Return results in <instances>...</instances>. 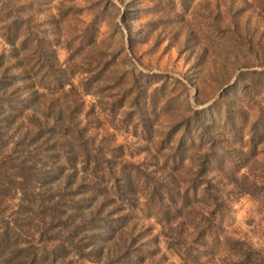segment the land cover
Here are the masks:
<instances>
[{
  "label": "rangeland",
  "instance_id": "obj_1",
  "mask_svg": "<svg viewBox=\"0 0 264 264\" xmlns=\"http://www.w3.org/2000/svg\"><path fill=\"white\" fill-rule=\"evenodd\" d=\"M5 12L25 21L20 40H37L44 37L39 32L49 30L45 38L59 44L60 62L69 65L76 78L93 76L98 87L84 97L82 124L112 159L114 154L119 160L117 146L124 145L126 157L142 176L167 166L162 141L175 120L216 102L226 89L234 122L225 143V164L235 176L212 181L223 191L221 231L206 238L197 261L176 253L180 247L160 224L155 203L144 199V205L136 207L131 198L123 206L135 210L139 228L157 237L149 239V253H155L157 264H233L240 242L264 254V0H13ZM5 33L0 21V53L7 55ZM223 41L227 47L220 45ZM29 47L20 57L28 70L38 61ZM104 65L108 70L98 74ZM246 71L256 73L244 74L238 83L239 74ZM99 78L110 81L98 83ZM108 82L116 87L109 90L107 84L113 83ZM122 94L138 95L140 106L146 96L152 98L151 114L142 116L145 131L133 133L130 115L122 114L132 110V103L118 108V102L111 104L107 97L116 100ZM222 125L217 120L212 127L220 132ZM197 158L192 157L193 164ZM55 185L37 182L32 192L11 190L6 197L12 196L6 203L8 220L19 218V228L27 234L39 232L42 225L36 218L42 207L37 208V201L51 200L58 191ZM248 187L250 193L244 191Z\"/></svg>",
  "mask_w": 264,
  "mask_h": 264
},
{
  "label": "trees",
  "instance_id": "obj_2",
  "mask_svg": "<svg viewBox=\"0 0 264 264\" xmlns=\"http://www.w3.org/2000/svg\"><path fill=\"white\" fill-rule=\"evenodd\" d=\"M11 2L0 0V21L9 46V54L0 53V264H157L155 253H149V239L157 237L139 228L135 210L123 206L131 198L136 207L144 205V199L157 203L154 207L158 208L160 224L180 247L176 253L197 261L207 246L206 238L221 231L218 216L223 191L212 181L235 176L225 164V143L234 122L233 105L224 98L226 89L216 102L175 120L162 141L169 155L167 166L142 176L126 157L124 145L117 146L119 160L114 154L112 159L96 135L82 124L84 97L98 87L93 76L76 78L74 70L60 62L59 44L45 38L49 30L39 32L44 37L37 40H20L25 21L17 14H6ZM221 43L227 47L225 41ZM28 45L38 54V61L29 70L20 58ZM107 70L104 65L98 74ZM255 73L241 72L238 83L244 74ZM108 83H113L107 84L109 90L116 87L114 82ZM107 97L113 100L111 104L118 102V108L132 103V110L122 114L130 115L133 133L143 129L142 116L151 114L150 96L144 98L142 106L138 95L122 94L116 100L113 95ZM217 120L223 123L220 132L212 127ZM249 147L255 151V146ZM194 156H198L197 164L191 161ZM183 171H189L190 176L182 175ZM211 173L214 176L208 179ZM47 181L55 182L58 191L49 204L34 203L42 207L41 216L36 218L42 227L27 234L19 228V218L8 220L6 203L12 196L6 197L11 190L32 192L33 184ZM262 183L264 204V177ZM61 184L66 188H60ZM195 202L204 206L196 207ZM192 243H197L196 247ZM240 244L233 264H264L260 250Z\"/></svg>",
  "mask_w": 264,
  "mask_h": 264
}]
</instances>
